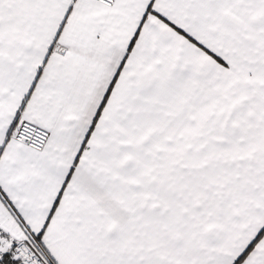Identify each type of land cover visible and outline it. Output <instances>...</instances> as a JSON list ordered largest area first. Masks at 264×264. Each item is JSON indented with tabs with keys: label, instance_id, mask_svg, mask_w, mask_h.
<instances>
[{
	"label": "snow or ice",
	"instance_id": "snow-or-ice-1",
	"mask_svg": "<svg viewBox=\"0 0 264 264\" xmlns=\"http://www.w3.org/2000/svg\"><path fill=\"white\" fill-rule=\"evenodd\" d=\"M0 264H264V0H0Z\"/></svg>",
	"mask_w": 264,
	"mask_h": 264
}]
</instances>
